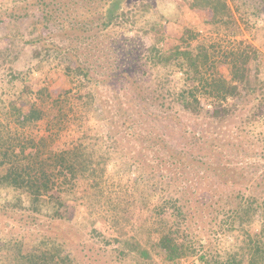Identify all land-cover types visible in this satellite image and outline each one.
Here are the masks:
<instances>
[{"label":"trees","instance_id":"16d2710c","mask_svg":"<svg viewBox=\"0 0 264 264\" xmlns=\"http://www.w3.org/2000/svg\"><path fill=\"white\" fill-rule=\"evenodd\" d=\"M129 1L98 0L102 11L100 26L109 29L124 20L152 41L148 47L149 67L159 80L161 91L168 93L172 105L165 109L164 115L146 113L133 124L122 116L121 94H114L120 119L115 121L103 113L102 122H97L106 126L107 133H100V124L91 125L95 92L101 83L91 76L90 68L86 69L90 77L87 75L85 80H78V98L70 94L51 99L44 88L34 91L29 86L26 91L33 97L35 106L25 114L15 102L17 84L13 81H24L38 63L46 65L51 61L56 63V68L64 67L62 69L70 72L73 62L70 49L55 43L57 39L64 41L68 27L64 19L71 15L68 3H62V0H58L57 5L50 2L40 16L34 17L41 22L40 29H50V36L48 34L46 38L43 32L35 33L37 28L32 25L34 21L30 18L33 16L28 10L13 6L8 18L1 20L0 42L8 39V43L5 49L0 48V69L7 54L13 55L14 59L9 63L15 76L11 86L0 82V213L9 215L19 211L29 213L27 216L31 219L44 217L47 222L38 225L47 227L50 221V235L32 236L28 227L14 239L1 240L0 264H75V251L67 235L63 239L62 232L66 230L63 224L70 222L84 224L91 235L99 237L104 236L106 228L118 248L129 246L136 264H181L190 245L200 243V239L185 227L189 209H192L189 205L191 195L196 194L194 189L206 195L213 192L215 185L232 176V172L239 173L228 166L232 163L229 158L233 156V150L245 155L238 139L243 132L256 135L264 143V94L255 96L258 93L252 85L251 67L259 58L260 48L245 40H236L244 32L230 1L181 0L192 11H210V17L200 27L220 38L211 42L197 40L195 45L187 43L170 50L160 46L165 31L155 0L133 5ZM236 1L238 12L246 11H243V22L251 24L256 13L264 15V0ZM252 9H255V15ZM26 20L28 23L24 24ZM24 27L33 28L32 39L26 41V48L32 45L34 49L29 56L31 69L26 77L15 69L14 64L24 57L23 48H20ZM186 31L194 32L192 37L197 39L195 31ZM48 39L49 47L46 45ZM41 58L45 63L40 60L35 65V60ZM223 65L228 68L230 79L221 73L219 68ZM92 66L99 68L98 60L94 59ZM128 84L135 83L130 81ZM155 93H152L153 98ZM143 94V89L138 88L135 98L139 109L147 110V98ZM200 96L208 103L204 105ZM242 99L247 104L258 102L251 114H242L237 103L232 102ZM179 112L197 119L211 118L218 124L212 138L208 139L205 129L200 132L196 127L189 129L185 122L182 124ZM41 121L47 122L50 133L62 134L69 125L74 127V134H70L62 147H55L54 140L52 147H48L46 138L36 139L24 131L37 128ZM158 121H172L173 131L179 130L182 134L179 139H184L186 144L176 140L175 144L168 145L166 134L152 126ZM122 132L136 140L141 149L121 146L118 134ZM52 136L50 134V138ZM227 136L230 141L224 142ZM30 149L33 151L29 152ZM256 156L263 159L264 150ZM199 157H209L214 162L202 163ZM109 166L112 169L109 170ZM115 174L126 182L112 180ZM201 174L211 183L206 193L199 186ZM172 184L173 191L169 188ZM210 199L213 196L202 203ZM241 199L233 200L234 205L227 204L225 209H232L228 221L219 218L223 209L216 212L217 222L211 234L221 235L216 245L223 252V264H264V188ZM97 220L104 221L98 229L95 227ZM94 228L96 234H92Z\"/></svg>","mask_w":264,"mask_h":264},{"label":"rangeland","instance_id":"374dc122","mask_svg":"<svg viewBox=\"0 0 264 264\" xmlns=\"http://www.w3.org/2000/svg\"><path fill=\"white\" fill-rule=\"evenodd\" d=\"M12 1L13 0H0V23H2L1 20L3 17L8 18L10 10L13 6H16L18 10H28L31 17L33 16L30 19L34 21L32 25L37 28L34 29L35 33L43 32L46 35L44 36L45 38L48 34L50 36V29H40L41 22L37 21L36 18L40 16L45 5H48L53 1L56 3L58 0H30V2L29 0ZM147 1L154 0H130L129 3L133 5L134 3H146ZM229 1L244 32L242 36L236 37V40H245L253 44L255 47L260 48L259 58L256 62L251 64V67L253 74L252 85L258 93L255 94V96L259 95L262 97L264 94V47L262 48L261 46L264 43V15L262 13H256V17L251 21V24H247V22H243L245 16L244 12L246 11L243 9L241 13H239L237 10L239 3L236 0ZM155 2L157 10L159 11V19L165 31L163 36L164 39L160 44L164 50H170L175 46L187 43L195 45L198 42L197 40H208V42H211L220 38L200 27L202 22L210 17V11H192L181 0H155ZM62 3H68L71 15L64 19V22L66 20V23L68 24L67 31L64 32V41L57 39V41L54 42L59 46H64L70 49L69 55H71L73 60L70 65L71 73L68 69H62L64 67L61 69L56 68V63H50V60V62L45 63L43 61L44 57L36 59L37 61L35 60L34 64L36 65L42 60L46 65L38 63L36 67L33 68V71L28 73V70L31 69L29 67V56L34 49L32 45L31 47L29 46L26 48V41L32 39L30 33H32L33 26L29 29L24 27V35L20 44V48H23L21 51L23 52L24 57L21 62L18 60V62L14 64H16L15 69L19 73L23 74L25 77L26 73H28V76L24 81L11 80L15 76L10 71L9 63L14 59L13 55L7 54L5 63L0 69V82L2 81L3 85L8 84L11 86L10 82L12 81L17 84L15 93L17 107L26 114L33 108V106H35L33 103V97L28 95L27 92L29 86H31L34 91H37L38 88H44L51 99L62 98L61 96H67L70 94H75L76 98H78V80L80 78H84L85 80V77L89 75V72L87 73L86 69L90 68L92 71L91 76L101 83L99 90L95 92L96 104L93 108L94 121L91 123L92 126H95L97 122H102L104 118V115H102L103 113H107L108 116H111L115 121L120 119V113L118 112L119 105L113 98L114 94H121L123 100L121 104L123 112L122 116L126 119L128 118L130 123L134 124L146 113L156 116L164 115L163 113H165V109L168 108L169 105H172V101L168 96V93L161 91L162 89L159 86V80H156L152 69L149 67L148 47L152 41L148 37H143L141 33L132 29V27L124 20L109 29L102 28L99 19L102 11L100 10V5L98 6V0H62ZM255 12L254 9V15ZM15 16L18 17L19 14L16 13ZM13 23L11 25H13ZM27 23L28 20H26L24 24ZM190 29L196 32L198 35L197 39L192 37L194 32L186 31ZM57 34L58 36L62 35V33ZM210 38L213 39L211 40ZM7 43L8 39H2L0 42V48L5 49ZM46 45L48 47L50 46L49 39ZM16 48H18V46ZM43 54L45 56V53ZM40 57L41 55H39V58ZM94 59L98 60L99 68L92 66ZM219 69L227 79H230L228 68L225 65L220 66ZM18 72L16 73L19 74ZM119 75H121V77H119ZM130 81L135 84H128ZM138 88L143 89V95L147 98V110H141V107L139 109L135 98L136 90ZM115 91L117 92L115 93ZM156 91H159L162 94H156ZM21 92H24V95H22ZM153 92L156 95L154 98L152 94ZM250 97L253 96L251 95ZM260 97H258V100H260ZM200 98L204 105L208 103L204 97L202 98L200 96ZM250 99L251 98L247 99V101ZM232 102H236L237 109L241 110L242 114L247 115L254 111L253 107L258 103L255 101L251 104H247L244 103V99H242L241 102H238L237 100ZM47 106H49V103ZM174 110L175 112H178L177 108H174ZM179 113L183 119L182 124L185 122L188 124L189 129H195L196 127L200 132L206 130L208 139L212 138L216 125L218 124L211 118L205 119L201 117L197 119L196 117L194 118L193 116L190 117L189 115H185L182 112ZM99 124L100 133L105 132L107 130L105 128L106 126L101 123ZM173 125L174 123L172 121H158L157 124L152 126L156 127V131L158 130L163 135L166 134L164 137H166V143L168 145L175 144L176 140L180 143L182 142L183 144H186L184 139H179V136L182 135L179 134V130L173 131ZM24 131L28 136H33L36 139H39V137L46 138L47 142H45V145L48 147H52L53 140L55 147H62L68 138H70V134H74L73 132L75 130L74 127L68 125L67 132L64 131L62 134H57L54 131L50 133V129L47 127V122L41 121L38 122L37 128H27ZM105 133H107V131ZM122 133L118 134V142L122 143L121 146L127 147L128 149H131L132 146H138L136 149H141L136 140L127 137L125 132ZM50 134L53 135L51 138ZM238 139L239 142L241 141L245 155H240V151L233 150V156L229 158L232 163H230V167L228 166V168H234L239 173L232 172L233 175L226 179L224 183L220 182L218 185H215V189L211 193L201 195L199 189H194L196 194L191 195V203H189V205L192 209H189L190 216L188 215L187 217L185 227H188L189 231L195 234L197 239H200V243L195 242L190 245L188 254L181 259V264H223V252L218 249L219 247L216 245L221 235L211 234L212 229L215 228V223L217 222L215 217L216 212L223 209L219 214V218L228 221L232 209H225L227 208V204L234 205L235 203L233 204V200H236V198L242 201L243 199L241 198H246V196L252 193V191H257L258 193L264 188V156L263 159H259L256 156L257 153L259 154L262 151V149L264 150V143H261L260 139H258L256 135H252L250 132H243L241 138L239 137ZM226 141H230L228 136L225 137L224 142ZM32 151V149L29 150V152ZM214 151L216 152V150ZM129 156H131V154ZM198 160L202 163L210 162L211 164L214 162L213 159H210L209 157H199ZM110 169H112V166H109V170ZM159 173L161 172H158V174ZM150 174L155 175L154 173ZM202 176L203 174H201L198 180L200 184L199 186L201 191L206 193L208 186L211 183L208 182L206 178H202ZM238 177L241 178L240 181H238ZM111 179L125 181L122 176L117 174L113 175ZM210 181L214 184L216 183L214 178H210ZM246 182L248 183L247 186H245ZM256 183H261V185L256 186ZM166 184L168 183L166 182L165 185ZM251 186L254 187L252 188ZM169 188L171 191L175 189L173 184L169 185ZM194 191H190V193ZM224 191H229L233 194L228 195L224 193ZM209 196H213V199H210L209 202L202 203L204 200L208 199ZM211 206L212 208H210ZM27 214L29 213L19 211L10 212L9 215H3L0 213V241L14 239V237L20 235L23 231H26L28 227L30 232H32L31 234H33L32 236L50 235V221L49 225L44 227L43 225L38 224L41 222H47L46 218L40 217V220H37V216H34L31 219ZM103 224V220H97L95 227L97 229L101 228ZM63 227H66V230H64L65 232L62 231L63 239L67 235L66 238L71 243V248L74 249L76 254L75 264H136L132 258L134 253L128 249L129 246L124 249L120 247L118 248V244L110 239L106 228L103 230L104 236L99 237V235H91L84 224L77 222L65 223L63 224ZM96 228L92 229V234H96ZM69 232L71 233L68 234Z\"/></svg>","mask_w":264,"mask_h":264}]
</instances>
